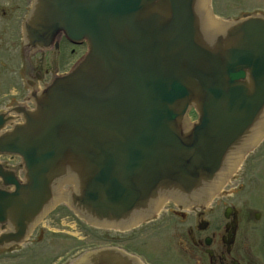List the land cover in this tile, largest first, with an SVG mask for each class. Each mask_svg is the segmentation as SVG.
Instances as JSON below:
<instances>
[{
	"label": "water",
	"instance_id": "1",
	"mask_svg": "<svg viewBox=\"0 0 264 264\" xmlns=\"http://www.w3.org/2000/svg\"><path fill=\"white\" fill-rule=\"evenodd\" d=\"M33 47L63 32L88 53L0 136V222L20 243L63 184L89 224L126 227L168 197L207 193L264 132V17L217 20L208 0H36ZM198 121L190 124L192 109ZM80 264H137L116 250Z\"/></svg>",
	"mask_w": 264,
	"mask_h": 264
},
{
	"label": "flooded vegetation",
	"instance_id": "2",
	"mask_svg": "<svg viewBox=\"0 0 264 264\" xmlns=\"http://www.w3.org/2000/svg\"><path fill=\"white\" fill-rule=\"evenodd\" d=\"M4 1L0 5V52L7 55L6 60L0 59V67L6 73L2 75L0 71V79L10 78L12 88L10 63L15 46L24 90L22 95L18 91L0 93V115L10 128L13 111L21 110L23 104L31 106L28 98L34 88H43L52 77L70 70L73 64L65 71L61 69V56L66 49L71 48L75 53V48L80 46L72 45L60 35L50 49L25 48L23 24L33 0ZM2 36L7 39L2 41ZM261 160H264V148L259 147L226 178L219 190L190 201L170 200L157 217L135 229L137 236L133 240H154V248L149 252L153 263L148 260L147 263L264 264V163ZM0 162L10 167L12 156L0 155ZM37 231L36 228L21 248L32 242L36 233V240H43L44 231ZM21 248L0 249V259L3 255H13L11 259H16Z\"/></svg>",
	"mask_w": 264,
	"mask_h": 264
},
{
	"label": "rangeland",
	"instance_id": "3",
	"mask_svg": "<svg viewBox=\"0 0 264 264\" xmlns=\"http://www.w3.org/2000/svg\"><path fill=\"white\" fill-rule=\"evenodd\" d=\"M4 2V0H0V5ZM210 5L215 16L225 21L239 18L243 14H264V0H211ZM5 39L7 38L2 36V41ZM70 50L71 48L66 49L61 56V69L63 70L71 67L85 52L83 47L75 48V53ZM5 55L7 54L1 51L0 59L6 60L4 59ZM10 64H12V88L10 78L2 76L0 93L14 91L16 93L18 91L22 95L24 90L18 74L19 52L15 46L12 47V62ZM3 70L4 68L1 66L2 75L6 74ZM263 148L264 144H261L260 149ZM260 162L264 163V160ZM40 230H43L45 234L41 242L36 240L38 233L34 234L31 240L33 243H28L18 251L19 257L11 259L13 255H3L0 264H74L86 253L106 246H121L125 251L137 254L153 263L152 255H149L151 249L154 248L153 239L133 240V237L137 236V231L121 233L89 226L84 220L76 217L73 212L64 207L56 208L43 221V225L38 228L37 232ZM128 238L129 241L126 240ZM152 251L155 253L154 249Z\"/></svg>",
	"mask_w": 264,
	"mask_h": 264
}]
</instances>
